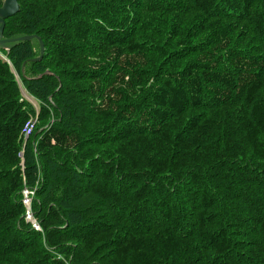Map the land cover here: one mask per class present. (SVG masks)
I'll return each instance as SVG.
<instances>
[{"label": "trees", "instance_id": "1", "mask_svg": "<svg viewBox=\"0 0 264 264\" xmlns=\"http://www.w3.org/2000/svg\"><path fill=\"white\" fill-rule=\"evenodd\" d=\"M17 1L0 264H264V0Z\"/></svg>", "mask_w": 264, "mask_h": 264}, {"label": "built area", "instance_id": "2", "mask_svg": "<svg viewBox=\"0 0 264 264\" xmlns=\"http://www.w3.org/2000/svg\"><path fill=\"white\" fill-rule=\"evenodd\" d=\"M33 120L31 119L30 122H32ZM28 123L25 130H24V135L25 137H29V135H31L32 130L34 125L32 126V129L30 130L31 127V123ZM37 189H29L27 187L24 188L23 192H22V202L23 205L25 207V214H24V218L25 221L29 224H31L32 228L35 229L38 232L42 231V228L40 227L38 220L36 219V217L34 216V212L32 210V203L34 200V197L36 195Z\"/></svg>", "mask_w": 264, "mask_h": 264}, {"label": "water", "instance_id": "3", "mask_svg": "<svg viewBox=\"0 0 264 264\" xmlns=\"http://www.w3.org/2000/svg\"><path fill=\"white\" fill-rule=\"evenodd\" d=\"M19 10L17 0H5L4 6L0 9V47L8 50L7 43L2 40V31L4 29L3 17L15 14Z\"/></svg>", "mask_w": 264, "mask_h": 264}, {"label": "rangeland", "instance_id": "4", "mask_svg": "<svg viewBox=\"0 0 264 264\" xmlns=\"http://www.w3.org/2000/svg\"><path fill=\"white\" fill-rule=\"evenodd\" d=\"M25 98H26V100H28L32 105H34V107L36 108V110L38 111L39 110V105H38V103L34 100V99H32L31 97H29L26 93H25ZM32 122H30L31 123V127H30V130L32 129V126L34 125V127H33V130H32V132L34 131V129H35V126H36V124H37V121H36V118H32ZM32 134V133H31Z\"/></svg>", "mask_w": 264, "mask_h": 264}]
</instances>
